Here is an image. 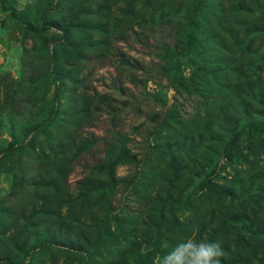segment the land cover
<instances>
[{
	"label": "rangeland",
	"instance_id": "374dc122",
	"mask_svg": "<svg viewBox=\"0 0 264 264\" xmlns=\"http://www.w3.org/2000/svg\"><path fill=\"white\" fill-rule=\"evenodd\" d=\"M190 238L264 264V0H0V264Z\"/></svg>",
	"mask_w": 264,
	"mask_h": 264
},
{
	"label": "clouds",
	"instance_id": "9594fccd",
	"mask_svg": "<svg viewBox=\"0 0 264 264\" xmlns=\"http://www.w3.org/2000/svg\"><path fill=\"white\" fill-rule=\"evenodd\" d=\"M223 257L221 243L197 242L190 238L178 243L168 254L160 257L157 264H221Z\"/></svg>",
	"mask_w": 264,
	"mask_h": 264
},
{
	"label": "trees",
	"instance_id": "16d2710c",
	"mask_svg": "<svg viewBox=\"0 0 264 264\" xmlns=\"http://www.w3.org/2000/svg\"><path fill=\"white\" fill-rule=\"evenodd\" d=\"M210 175H212V174H207L206 176H204V177L202 178L201 182H202V183H204V182H206V183H207V182H210V179H211V176H210ZM201 182H200V183H201ZM109 184L111 185V184H112V181H110ZM100 188H101V187H100ZM100 188H99V189H100ZM102 188H104V187H102Z\"/></svg>",
	"mask_w": 264,
	"mask_h": 264
}]
</instances>
